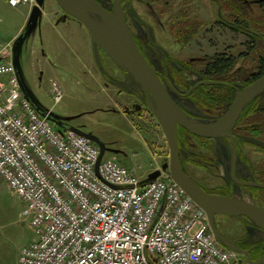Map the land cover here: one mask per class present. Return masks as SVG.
Returning a JSON list of instances; mask_svg holds the SVG:
<instances>
[{
    "label": "rangeland",
    "instance_id": "rangeland-1",
    "mask_svg": "<svg viewBox=\"0 0 264 264\" xmlns=\"http://www.w3.org/2000/svg\"><path fill=\"white\" fill-rule=\"evenodd\" d=\"M98 1L105 8H112L111 0ZM222 3L224 0H134V12L143 23L129 17V25L145 46L149 37L155 40L159 48L157 51L148 49V58L171 83L174 82L171 77L174 69L182 70L189 84L199 82L202 78L199 70H202L205 59L221 53L238 58L233 73L238 70L255 72L256 64L251 55V46L255 42L248 35L258 33L264 38V32L253 30V19L246 20V23L239 20L241 25L235 24V19L229 20L230 13L221 10ZM245 4L249 15L255 19L254 23H263L264 12L255 4ZM29 10L37 11L36 21L27 28L29 20L25 28L14 36L18 28L24 25L23 17ZM55 12L67 16L55 0H34L32 4L19 7H10L5 0H0V45L4 46L11 40L10 56L7 59L1 57L0 61L14 64L16 57L21 85L35 107L50 114L54 127L72 128L92 137L103 146L104 159L114 158L134 169L145 180L169 175L168 170L163 169L169 160L166 138L149 103H145L141 96L143 91L140 86L127 84L132 79L130 74L115 66L98 50V65L117 84L105 82L91 56L89 34L83 25L68 17L85 33H74L63 38L61 28L53 26L59 21L53 15ZM188 22H199L201 27L184 45L181 34L187 29ZM250 23L251 28L245 27ZM236 26L240 32L232 29ZM21 36L22 40L19 41ZM17 42L18 50L15 53ZM185 65H194L196 72L189 73ZM51 82L58 85L63 95L55 105L50 98ZM129 86H134L137 96L127 90ZM176 90L184 94L182 89ZM172 95L186 111L197 116L192 119L196 122H214L227 111H202L190 99ZM260 107H263L262 104ZM243 149L252 162V168L264 173V151L253 144H245ZM180 151L189 177L195 183L209 191L224 188L223 195L233 194L264 207L258 198H250L237 185H234L232 192H227L231 148L222 139L216 141V148L213 149L206 141L185 135ZM236 170L241 176H248L247 165L240 160L237 161ZM23 207L21 200L7 190L5 183L0 182V264H17L20 248L35 239L29 222L20 216ZM244 220L217 217L219 229L225 235L241 237L247 234L253 242L263 240V233Z\"/></svg>",
    "mask_w": 264,
    "mask_h": 264
},
{
    "label": "built area",
    "instance_id": "built-area-1",
    "mask_svg": "<svg viewBox=\"0 0 264 264\" xmlns=\"http://www.w3.org/2000/svg\"><path fill=\"white\" fill-rule=\"evenodd\" d=\"M51 85L55 105L63 95ZM49 117L0 61V182L35 235L17 264H240L169 175L146 181L114 158L99 160L96 143Z\"/></svg>",
    "mask_w": 264,
    "mask_h": 264
},
{
    "label": "water",
    "instance_id": "water-1",
    "mask_svg": "<svg viewBox=\"0 0 264 264\" xmlns=\"http://www.w3.org/2000/svg\"><path fill=\"white\" fill-rule=\"evenodd\" d=\"M55 2L62 12L82 24L89 34L93 59L101 73L102 70L96 57L98 50H101L115 66L129 73L137 81L166 138L169 160L163 166V169L168 170L169 176L174 183L205 212L214 238L225 248L235 253L241 252L234 245V241L226 239L218 232L215 225L216 216L247 218L264 235V210L248 200L235 196L214 195L204 191L183 171L180 164L178 143L179 127L192 136L209 140L213 145L220 138H234L233 130L238 124L244 107L264 91V76L241 90L237 89L234 100L220 119L211 123L193 121L187 115L186 110L175 102L169 91L170 85L168 82L158 75L139 50L126 24L125 11L121 0H112V11H108L98 0H55ZM36 18L37 11L35 10L31 14L27 28L36 21ZM22 37L18 40L21 41ZM18 42L14 47L15 53L18 50ZM13 66L20 77L16 57H14ZM210 84H213V82L205 81L197 85ZM49 119L51 120V117ZM72 130L96 143L92 137L78 130ZM244 141L264 149V142L260 140L244 138ZM97 145L100 147V160L104 150L102 145ZM235 160L236 150L233 147L231 170L233 181L238 186H252L264 189L263 183L238 181L234 175ZM244 254L246 255V253ZM263 263L264 257L256 262V264Z\"/></svg>",
    "mask_w": 264,
    "mask_h": 264
},
{
    "label": "trees",
    "instance_id": "trees-1",
    "mask_svg": "<svg viewBox=\"0 0 264 264\" xmlns=\"http://www.w3.org/2000/svg\"><path fill=\"white\" fill-rule=\"evenodd\" d=\"M171 1L175 2L177 0ZM245 2H250L257 5L258 9H261L264 12V0H224V3L221 4V10L228 11L230 13L229 20L234 21L235 19L234 23L237 25H241V20L246 23V20L252 21L253 19V24L255 25L253 30L264 32V22L260 24L254 23L255 19L249 15ZM188 24L189 25L186 24L187 29L183 30L181 34L182 36H184L181 39V43L184 45L192 39V37L198 32L201 27V24L199 22H188ZM251 25L252 23H250L248 26H244L251 28ZM181 27V24H179V28ZM232 29L236 32H240V29H238V27ZM248 36L255 42V45L251 46V55H253L254 57L252 59L256 64L255 72H250L248 70H238L233 73L234 68L238 62V58L226 53H221L206 58L205 62L203 63L202 70H199V74L202 76V81H212L213 84L200 85L197 88L191 89L192 86L189 85L186 81L183 71L176 69L172 70L171 77L174 82L171 83L170 81V83L173 86L182 89L184 93H189L188 99H190L195 104V106L202 111L227 110L235 98L237 87L243 89L253 81L264 76V38L261 34L258 33L249 34ZM178 39L180 40V38ZM184 67L189 71V73L193 71L196 72V67L194 65H185ZM99 73L105 79L106 74L103 72L101 73L100 71ZM144 101L145 103H147L145 99ZM261 104L263 107L259 108ZM187 115L191 119L197 117L190 113H187ZM58 129L62 130L63 128ZM234 132L242 136L245 135L246 137L254 138L264 142V91L244 107L240 115L238 124L234 129ZM185 135L190 134L179 127V151L181 150V140ZM190 136L197 140L206 141L192 135ZM243 143L244 141H241L242 148L244 147ZM262 150L264 151V149ZM240 157L243 161L244 158L241 154ZM246 163L249 164L248 160L246 161ZM244 189L252 192L253 197L258 198L264 205L263 188Z\"/></svg>",
    "mask_w": 264,
    "mask_h": 264
},
{
    "label": "flooded vegetation",
    "instance_id": "flooded-vegetation-1",
    "mask_svg": "<svg viewBox=\"0 0 264 264\" xmlns=\"http://www.w3.org/2000/svg\"><path fill=\"white\" fill-rule=\"evenodd\" d=\"M112 1V0H111ZM134 0H121V4L124 8V11H125V21H126V24L139 48V50L141 51V53L144 55V57L148 60V62L151 64V66L156 70V72L158 73L159 76H161L164 80H166L168 82V84L170 85V93L171 95L172 94H175L176 96L180 97V98H188V94L189 93H184V94H180L176 89H178L177 87L175 88V86H173L170 81L164 76L162 75L156 68L155 66L150 62L149 58H148V49H155L154 51H157V48H159V46L156 44L155 40L153 39H150V37L148 38V45H144L139 39L138 37H136V35L134 34L133 30L131 29L130 25H129V17L137 20V21H140V18H138V16L136 15V13L134 12V9H133V6H132V3H133ZM101 3V2H100ZM112 7H113V3H112ZM108 11H112V8L111 9H108L106 8ZM143 23V22H142ZM145 24V23H144ZM146 25V24H145ZM129 76V75H127ZM108 79H107V78ZM106 77L103 80H105V82L107 83H110V84H114L116 85V81L113 80V78L109 75L106 74ZM132 76L130 75V78ZM187 81V79H186ZM189 81V80H188ZM187 81V82H188ZM203 82L202 81V78L199 80V82H195V84L191 85L192 88L191 89H194V88H197L199 87L200 85H197L199 83ZM205 82V81H204ZM127 84H132V85H136V86H139V84L137 83V81L132 77L131 79V82H130V79L127 81ZM22 86V85H21ZM120 87V86H119ZM23 90H25L24 86H22ZM140 88V87H139ZM141 89V88H140ZM180 89V88H179ZM127 90L130 91V93L132 94L134 92V86L132 88V86H129V88H127ZM137 90V89H135ZM237 90V89H236ZM26 92V90H25ZM134 94L137 96V93L134 92ZM141 96H143V99L146 100V102L148 103V100L146 98V96L144 95V93H141ZM173 96V95H172ZM138 98V97H137ZM174 98V97H173ZM175 100V99H174ZM175 102L182 106L181 104H179L176 100ZM187 113H190L188 111H186ZM233 137L234 138H230V137H226V138H220L222 139V141H224V143L227 145V147L231 148V165H230V171H229V175H230V181L227 182V192H232L233 188H234V185H237L232 177H231V170H232V152H233V147L235 148L236 150V160H235V163H234V175H235V178L240 181V182H246V183H253V182H256V183H263L264 184V173H261V172H257L255 171L253 168H252V162H250V160L248 159L247 155L245 154L244 152V147L242 148V145H241V141H244V138H250V137H246V136H242L238 133H235L234 130H233ZM254 139V138H253ZM205 140V139H204ZM207 143L213 148L215 149L216 148V141L213 144L210 143L209 140H206ZM179 143V141H178ZM234 144V146H233ZM245 146V144H250L246 141H244L243 143ZM243 156L244 160L242 161L241 160V157H240V154ZM179 157H180V164H181V167L183 169V171L189 176L188 174V171H187V168L185 166V163L181 157V151H179ZM242 161L243 163H246V161L248 160V163H246L247 165V168H248V176L246 177H243L241 176L238 171L236 170V164H237V161ZM256 169V168H255ZM199 187H201L204 191H206L207 193H210V194H214V195H221V196H227V195H223L224 193H222L224 190L223 189H218L217 191H212V190H207L205 188H203L200 184L196 183ZM238 186V185H237ZM241 189H244V188H260V187H252V186H245V187H242V186H239ZM246 192H247V195L252 198L253 197V194L252 192L250 191H247L246 189H244ZM228 196H233V194H230ZM255 204V203H254ZM257 205V204H255ZM259 206L260 208H262L264 210V207L260 206V205H257ZM217 217H215V225H216V229L218 230V232L223 236L225 237L226 239L230 240V241H234V245L236 246V248H238L241 252L240 253H236L237 255V259L239 261L240 264H244V262L246 264H256V262H258L260 259H262L264 257V239L261 240V241H257V242H253L249 239V237L247 236V234H244L242 235L241 237H233V236H227L225 235V233H222V231H220L219 229V226H218V221H217ZM244 222L246 224H249L253 227H256L257 226L251 222L249 219L247 218H244ZM258 229V228H257ZM259 230V229H258ZM246 253V255L244 254ZM264 264V263H263Z\"/></svg>",
    "mask_w": 264,
    "mask_h": 264
},
{
    "label": "crops",
    "instance_id": "crops-1",
    "mask_svg": "<svg viewBox=\"0 0 264 264\" xmlns=\"http://www.w3.org/2000/svg\"><path fill=\"white\" fill-rule=\"evenodd\" d=\"M31 14H32V12L29 10V13H26V14H24V17H23V24L24 25H21L19 28H18V30H17V32L14 34V36H16V35H18L19 34V32L23 29V28H25V25H26V23H28V21L30 20V18H31ZM56 18H57V20H59L57 23H56V25H53L54 26V28H56L57 26H59L60 28H61V35H63L62 37L63 38H68V37H70V36H72V34H74V33H83L84 31L82 30V28H78L77 26H75L76 24H75V22H73L72 20H70V18H68L69 16H65V15H61V14H59V13H57V12H55L54 14H53ZM57 15V16H56ZM56 20V21H57ZM54 23V24H55ZM77 27V28H76ZM76 29V30H75ZM75 30V31H74ZM85 33V32H84ZM89 40H90V38H89ZM11 42V40H9L8 41V43L7 44H5L4 46H6V47H2L1 49H0V59H1V57H3V56H5L6 57V59H7V57H9L10 56V51H11V45L9 44ZM8 46V47H7ZM90 47H91V43H90ZM91 56H92V49H91ZM85 61H83V63H84ZM37 110L40 112V113H44V112H41L38 108H37Z\"/></svg>",
    "mask_w": 264,
    "mask_h": 264
}]
</instances>
